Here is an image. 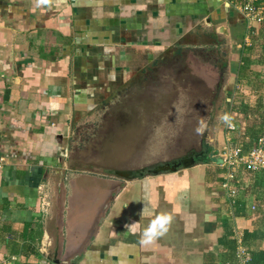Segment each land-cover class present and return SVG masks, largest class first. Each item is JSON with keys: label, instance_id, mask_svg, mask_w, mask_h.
Here are the masks:
<instances>
[{"label": "crops", "instance_id": "obj_1", "mask_svg": "<svg viewBox=\"0 0 264 264\" xmlns=\"http://www.w3.org/2000/svg\"><path fill=\"white\" fill-rule=\"evenodd\" d=\"M220 28L233 49L249 34V42L264 35V24L248 29L222 0H0V259L237 264L236 229L264 264V208L249 209L264 201L260 178L253 188L243 182L232 220L218 163L141 176V168L161 163L140 164L125 150L122 159H129L112 169L137 176L128 179L81 169L71 158L75 134L95 121L99 107L136 87L166 55L178 53L177 45ZM246 71L251 80L239 88H254L251 103L264 93V63L251 61ZM232 114H224L230 120L222 119L221 137L248 141L254 117ZM162 213L173 217L168 231L142 245L143 231Z\"/></svg>", "mask_w": 264, "mask_h": 264}, {"label": "rangeland", "instance_id": "obj_2", "mask_svg": "<svg viewBox=\"0 0 264 264\" xmlns=\"http://www.w3.org/2000/svg\"><path fill=\"white\" fill-rule=\"evenodd\" d=\"M175 50V56L166 55L153 73L103 104L95 121L79 128L71 158L81 169L115 175L118 169L112 168L130 156L140 164L162 163L199 151L204 142L222 147L225 112L252 97L248 92L254 88L239 87L251 80L245 62L261 59L264 35L233 49L223 33L205 29ZM201 122L204 128L207 124L204 134L196 132ZM125 150L130 156L122 159Z\"/></svg>", "mask_w": 264, "mask_h": 264}, {"label": "built area", "instance_id": "obj_3", "mask_svg": "<svg viewBox=\"0 0 264 264\" xmlns=\"http://www.w3.org/2000/svg\"><path fill=\"white\" fill-rule=\"evenodd\" d=\"M230 7L237 9L241 14L248 29L254 24H264V0H222ZM250 38V35H249ZM247 37L244 45H250ZM228 131H234L235 125L229 123L226 126ZM219 154V153H217ZM219 158L221 163L218 164L223 170L221 188L228 205V217L234 220L236 217V207L240 202V194L243 189L242 173H264V133L253 142L246 151L231 139L224 142L220 148ZM251 212L256 211V205L253 203L249 207ZM233 239L236 242V261L237 264H251L252 257L243 243L241 233L233 229ZM0 264H9L8 260L0 259Z\"/></svg>", "mask_w": 264, "mask_h": 264}, {"label": "trees", "instance_id": "obj_4", "mask_svg": "<svg viewBox=\"0 0 264 264\" xmlns=\"http://www.w3.org/2000/svg\"><path fill=\"white\" fill-rule=\"evenodd\" d=\"M250 58H248L246 60V64L247 67L250 66L251 62L249 60ZM262 62H264V52H262L261 54V59ZM245 69V68H244ZM255 82V81H254ZM254 86V85H253ZM245 99V98H243ZM254 102H249V100L245 101L241 99V102H238V104L235 105L234 107V111L232 114V119L236 117L237 112H240L244 115H247L248 117H254V121L252 123V125L256 126V129L251 133H248L249 136V140L248 141H244V137H235V141L237 142V144H239L243 150H248L250 148V146L253 144V142H255L258 137L264 133V93H262L261 91L256 93V96H253ZM255 104V106L253 107V105ZM251 110V111H250ZM244 136V133H243ZM201 162L199 163H209V161L207 160V158L203 157L201 160ZM144 173V172H143ZM141 175V172L139 173ZM241 178L243 179V182L245 181L246 184H249V186H251V188L254 187V179L255 178H260L262 181L264 182V173H247L241 174ZM256 205V211L260 208H264V201L261 200H257V202L254 203ZM255 211V212H256ZM244 240L245 242H247L246 237L244 236ZM251 264H258L256 263V260L254 259V257L252 258Z\"/></svg>", "mask_w": 264, "mask_h": 264}, {"label": "water", "instance_id": "obj_5", "mask_svg": "<svg viewBox=\"0 0 264 264\" xmlns=\"http://www.w3.org/2000/svg\"><path fill=\"white\" fill-rule=\"evenodd\" d=\"M219 33H226V30L224 28H220L218 30ZM207 124L205 125L203 134L205 133V131L207 130ZM218 151H214V154L217 153ZM213 155V153H212ZM210 161H212L215 164H220L221 163V159L220 158H214V157H210ZM199 162H197V155H195V153H186L185 155L179 157V158H175L173 160H168L165 162H162L159 165H155L153 166V168L151 170H146L145 168H141V170H135L138 173L141 172V176H143V172L144 173H148V174H159V173H164V172H175L179 169H187L190 168L196 164H198ZM155 167V168H154ZM133 171L131 170H115V175L116 176H120L123 178H128V179H133L136 178L137 176H133L132 175Z\"/></svg>", "mask_w": 264, "mask_h": 264}, {"label": "clouds", "instance_id": "obj_6", "mask_svg": "<svg viewBox=\"0 0 264 264\" xmlns=\"http://www.w3.org/2000/svg\"><path fill=\"white\" fill-rule=\"evenodd\" d=\"M51 0H36L37 5L50 3ZM225 121H229L230 117L225 115L223 117ZM203 122H201L200 126L197 127L196 132L198 134H202L203 132ZM173 221V217L168 213H162L153 220L147 229H145L142 233L140 243L144 246L153 245L156 240L163 236L167 231L169 226ZM136 222H132V226L134 227Z\"/></svg>", "mask_w": 264, "mask_h": 264}, {"label": "flooded vegetation", "instance_id": "obj_7", "mask_svg": "<svg viewBox=\"0 0 264 264\" xmlns=\"http://www.w3.org/2000/svg\"><path fill=\"white\" fill-rule=\"evenodd\" d=\"M214 151H218L217 153L220 154V148H218V146L215 144H212V141L211 143H202V147H201V150L199 151H191L192 153H195V155H197V162H201L200 160L205 157L207 158V160L209 162H212L210 161V157H214V158H219V154L215 153L214 154ZM190 153V152H189ZM213 153V155H212Z\"/></svg>", "mask_w": 264, "mask_h": 264}]
</instances>
